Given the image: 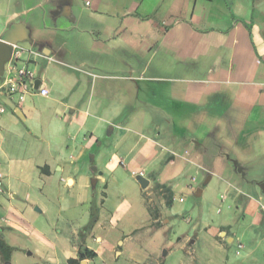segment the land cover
Wrapping results in <instances>:
<instances>
[{
  "label": "crops",
  "instance_id": "1",
  "mask_svg": "<svg viewBox=\"0 0 264 264\" xmlns=\"http://www.w3.org/2000/svg\"><path fill=\"white\" fill-rule=\"evenodd\" d=\"M12 27L23 39L18 43L44 54L19 65L34 69L49 94L29 92L19 103L0 89L6 108L0 114V236L14 248L11 264H109V257L122 255L119 246L110 247L104 222H121L130 206L106 209L102 200L94 208L89 180L106 187L125 164L147 172L141 193L152 227L164 223L175 186L190 192L201 174L220 176L237 213L222 221L234 226L215 228L214 245L224 249L236 240L237 255L246 247V256L255 255L264 229V0H0V37ZM68 62L111 70L118 85L92 76L88 93L86 81L66 70ZM51 64L60 66L61 81L49 75ZM150 80L167 86L132 112L131 101L147 89L137 82ZM98 94L119 102L100 101ZM102 123L111 125L113 139L95 153L99 161L108 155L102 171L90 173L81 163L96 147ZM11 135L27 141L12 158L5 148ZM177 160V184L158 182V171ZM64 200L88 205L59 255L57 236L45 248L38 223L57 208L64 212ZM84 250L96 256L80 260Z\"/></svg>",
  "mask_w": 264,
  "mask_h": 264
},
{
  "label": "rangeland",
  "instance_id": "2",
  "mask_svg": "<svg viewBox=\"0 0 264 264\" xmlns=\"http://www.w3.org/2000/svg\"><path fill=\"white\" fill-rule=\"evenodd\" d=\"M151 62L155 64L156 58L154 56L151 58ZM59 67L56 64H51L49 67V75L52 77L58 76L56 81H61V75L55 72L57 68L60 69ZM65 68L75 78H83L86 81L88 93L90 92L92 76H95L94 80L98 84L108 82L115 86L118 85L116 79L113 80L110 78L113 72L106 68L81 67L73 62H68V66ZM75 69L85 71L89 75H85ZM107 77L109 79H106ZM137 83L147 87L144 92L135 95L134 100L131 101V111L138 113L143 109L140 104L141 102L153 101V99H148L151 93L158 91L161 86H167L162 85L156 80ZM98 95H100L98 97L100 101L107 102L109 100L111 102H119L118 98H114L113 96ZM138 115L140 116L141 114L135 116ZM123 117L125 118L126 116H121V118ZM220 119V122H222V118ZM96 135L98 137L96 147L86 155L84 161L81 163L82 167L90 173L93 171V168H99L102 171L104 162L108 159V155H105L102 160H96L95 153L100 147H105L113 139L111 125L102 123ZM8 138L9 140L5 144V148L9 152L8 156L12 158L20 155L27 141L22 137L12 135L8 136ZM100 144L102 145L100 146ZM180 162L181 160H177L174 166L160 168L161 170L158 171L157 175L158 182L167 185L171 183V185L175 186L178 179L176 180L174 174L180 167ZM141 170L144 169L125 164V166H121L118 169L116 180L114 179L112 181L108 178L106 187L105 184H97L94 186L93 177H90V194L92 195V205L94 208H99L102 200H104L103 205L106 209L112 210L117 203L122 202L125 203L126 207L130 206L126 214L121 218V222H104L106 227H109L108 230H111L110 247L119 246V249L124 250L122 255L115 256L114 259H110L109 257V264H159V262L160 264H264V229L262 228L259 230L261 247L257 248L254 256H246L251 250L249 247H246L241 255H237L236 240L228 244L224 249H220L214 245L213 236L215 228L223 223L234 226V222L222 221L228 217H233L237 213V208L232 204L230 192L226 189L224 179L215 175L212 179L208 180L209 176L204 173L203 176L201 174L198 177L194 184V190L190 192H186L175 186L176 198L172 206L165 211L164 223L159 227H152V222H146L148 219V211L146 208L147 199L145 200L141 193L143 186L138 178L132 175V172L137 173ZM145 173L147 174V172ZM248 175L253 179L252 174ZM187 177L185 176V178ZM150 186H154V182L151 181ZM197 189L201 191L198 192L196 191ZM195 191L196 193H194ZM221 196H223V199H221ZM151 198L152 200L155 199L154 196H151ZM179 198H182L183 201H179ZM60 203L63 205L64 212H58L57 208L54 212L41 215L38 223L41 233L46 238L41 239L44 242L45 248L47 247L45 240L52 238L54 235L57 236L58 241L55 244L58 246H56L55 251L59 255L60 252H63V249L67 248L65 241L62 240L80 223L82 211L88 205L87 203H82L81 205L74 206L72 200H64ZM187 218L191 221L187 222ZM99 231L100 235H102L103 231ZM133 231L136 232L130 234ZM123 233L128 235V240H131L130 245L123 238ZM240 233L243 234V230ZM242 240L244 243H248V234L246 232H244ZM121 242L124 243V246H121ZM128 246L134 247V251L130 252V249L127 250ZM105 249L108 254H111L109 247ZM46 251L49 252V250ZM165 251H167V254L163 256ZM57 260L61 262L60 259ZM7 263L11 264V261Z\"/></svg>",
  "mask_w": 264,
  "mask_h": 264
},
{
  "label": "built area",
  "instance_id": "3",
  "mask_svg": "<svg viewBox=\"0 0 264 264\" xmlns=\"http://www.w3.org/2000/svg\"><path fill=\"white\" fill-rule=\"evenodd\" d=\"M12 47V55L10 60L6 63L3 79L0 82V89L6 90L11 96H17L19 103H22L25 100V96L29 92H37L43 97L48 96L49 90L42 84L41 80L38 87H36V81L38 80L36 71L25 64L19 65L20 63L29 60V56L43 57L44 54L37 51L32 46H25L21 43H15ZM5 112L6 108L0 104V114ZM132 175L135 177H145V172L144 170L137 173L132 172ZM192 180H194V178ZM182 200L183 199H181V201ZM237 247V253H239L240 249L243 247L242 243H238Z\"/></svg>",
  "mask_w": 264,
  "mask_h": 264
},
{
  "label": "water",
  "instance_id": "4",
  "mask_svg": "<svg viewBox=\"0 0 264 264\" xmlns=\"http://www.w3.org/2000/svg\"><path fill=\"white\" fill-rule=\"evenodd\" d=\"M18 28L12 27L5 34L0 37V80L3 76L5 65L10 60L13 47L12 45L23 40L17 33ZM40 80L36 81V87H38ZM138 180L143 187L148 185V180L145 177L138 176ZM201 190L199 189L198 192Z\"/></svg>",
  "mask_w": 264,
  "mask_h": 264
},
{
  "label": "trees",
  "instance_id": "5",
  "mask_svg": "<svg viewBox=\"0 0 264 264\" xmlns=\"http://www.w3.org/2000/svg\"><path fill=\"white\" fill-rule=\"evenodd\" d=\"M14 251V248L9 246L4 239L0 236V255L4 262H9L11 258V253ZM96 254L93 251L90 250H84L80 251L79 259H86V258H92L95 257ZM72 264H78V260H71Z\"/></svg>",
  "mask_w": 264,
  "mask_h": 264
}]
</instances>
